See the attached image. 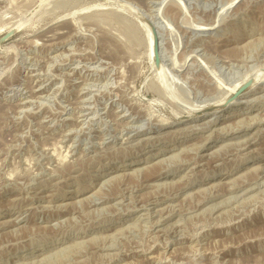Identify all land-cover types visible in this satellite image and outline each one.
Listing matches in <instances>:
<instances>
[{
    "label": "rangeland",
    "instance_id": "1",
    "mask_svg": "<svg viewBox=\"0 0 264 264\" xmlns=\"http://www.w3.org/2000/svg\"><path fill=\"white\" fill-rule=\"evenodd\" d=\"M99 1L0 0V264H264V0Z\"/></svg>",
    "mask_w": 264,
    "mask_h": 264
},
{
    "label": "bare ground",
    "instance_id": "2",
    "mask_svg": "<svg viewBox=\"0 0 264 264\" xmlns=\"http://www.w3.org/2000/svg\"><path fill=\"white\" fill-rule=\"evenodd\" d=\"M104 1H109V0H104ZM95 2V1H94ZM97 2V1H96ZM114 2V1H113ZM117 2V1H116ZM115 2V3H116ZM236 2V1H235ZM108 3V2H107ZM107 3H105V2H102V1H99L98 0V3H96V4H99V8H100V6H102V5H104V4H107ZM153 3V2H152ZM157 3V2H156ZM157 5V4H156ZM155 6V5H154ZM96 8H97V6H96ZM101 10V9H100ZM25 17V16H24ZM25 21V20H24ZM24 21H23V23H24ZM26 22V21H25ZM159 22H161V21H159ZM10 23V22H9ZM19 23V22H18ZM8 24V23H7ZM159 24V23H158ZM5 26H7V25H5ZM19 26H20V24H17V22L15 23L14 22V24L12 23V24H10V26H8V28H6L7 30H5L6 32L5 33H7V32H12L13 34L14 33H16L17 31H19L20 29H19ZM147 25L145 24V27H146ZM205 26V25H204ZM215 26V25H214ZM213 26V27H214ZM22 27V26H21ZM148 27V26H147ZM146 27V28H147ZM213 27L211 26L210 28H207V30H213ZM147 30H149V32H150V34L152 33V30H151V28L150 27H148L147 28ZM146 32H148V31H146ZM160 34H161V32H159ZM149 34V35H150ZM164 35V34H163ZM147 37H148V34H147ZM163 37V36H162ZM151 39H150V41H151V43H149L148 41V43L149 44H151V48H153L154 50H155V36L154 35H152V37H150ZM164 38V37H163ZM153 41V42H152ZM162 41V40H161ZM163 43V42H162ZM162 46L163 45H161V49H162ZM148 47H150V45L148 46ZM3 48H6V45L5 46H2L1 48H0V50L1 49H3ZM150 48V49H151ZM151 51V50H150ZM1 52V51H0ZM161 56V55H160ZM191 66V65H190ZM106 69V68H105ZM255 78V77H254ZM248 79V78H247ZM253 79V78H252ZM249 80V79H248ZM247 82H246V79H245V81H242L241 83H239L238 85H236V87L235 88H233V91L232 92H234V93H236L243 85H245ZM258 100V99H257ZM214 107V106H213ZM195 108V107H194ZM199 110H200V108H198ZM197 109V110H198ZM203 109V108H202ZM195 111V110H194ZM196 112V111H195ZM193 112V114H191V111H190V115H189V117H194L195 115L194 114H199V112ZM232 116H235L234 114L232 115ZM182 119L184 118V119H186V117L184 116V117H181ZM196 119L197 118H194L193 120H192V122L189 124V125H191L192 126V124L193 123H195L196 122ZM250 120H251V118H250ZM263 120V119H262ZM185 122V121H184ZM138 127V126H137ZM205 127V126H204ZM187 128V127H186ZM185 128V126L182 128H179V131L177 130V131H173L172 132V135H173V137H177L176 135H178V134H182V133H189V131H187L188 129H189V127H188V129H186ZM227 128V127H226ZM186 130V131H185ZM190 130H191V128H190ZM166 132V131H165ZM168 133H170L169 131H167ZM163 133H164V131H163ZM186 135H189V134H186ZM181 136V135H180ZM184 136V135H183ZM190 136V135H189ZM166 136H164L163 138L161 137V140H165L166 141ZM180 138H184V137H180ZM164 141V142H165ZM186 141H188V137L187 138H185V140H183L182 142H186ZM236 145V144H235ZM229 147H230V145H229ZM167 149H165V148H162V149H160L159 151L160 152H165ZM183 151V150H182ZM158 154H160L159 152H157L154 156H156V155H158ZM162 154V153H161ZM214 155V154H213ZM243 157V156H242ZM174 160V159H173ZM245 163L243 162V165H244ZM243 168V167H242ZM153 169V168H152ZM237 169V168H236ZM257 174V173H256ZM261 174V173H260ZM211 178H213V177H211ZM208 180L210 179V178H207ZM206 181V180H205ZM233 181V180H232ZM207 182V181H206ZM237 183V182H236ZM254 183V182H253ZM241 186V185H240ZM213 188V187H212ZM229 191V190H228ZM250 191V190H249ZM62 198V197H61ZM97 199V198H96ZM157 200V199H156ZM97 204V203H96ZM170 207V206H169ZM169 212V211H168ZM3 214V212H0V218L2 217H4V215H2ZM168 215V214H167ZM170 216V215H169ZM161 217V216H160ZM142 219V218H141ZM123 231V230H122ZM120 234V233H119ZM97 240V239H96ZM114 241V240H113ZM108 245V244H107ZM45 250V249H44ZM32 251V250H31ZM29 252V254H26V256H29V255H31L32 253H34V252ZM41 251H43V249L42 250H37V252H41ZM36 253V252H35ZM109 256V255H108ZM154 258V257H153ZM149 259H151V258H149ZM151 260H153V259H151ZM41 263V262H40Z\"/></svg>",
    "mask_w": 264,
    "mask_h": 264
},
{
    "label": "water",
    "instance_id": "3",
    "mask_svg": "<svg viewBox=\"0 0 264 264\" xmlns=\"http://www.w3.org/2000/svg\"><path fill=\"white\" fill-rule=\"evenodd\" d=\"M12 32L8 33L6 36H4L3 38L0 39V45L5 41L7 40L9 37L12 36ZM155 56H156V61L157 63L159 64L160 62V47H159V44L158 42H156V45H155Z\"/></svg>",
    "mask_w": 264,
    "mask_h": 264
}]
</instances>
